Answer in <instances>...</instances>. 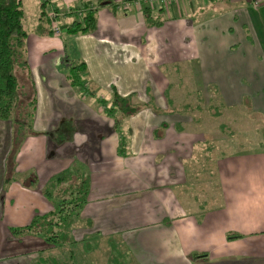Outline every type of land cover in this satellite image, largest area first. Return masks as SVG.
Wrapping results in <instances>:
<instances>
[{
    "label": "crops",
    "instance_id": "1",
    "mask_svg": "<svg viewBox=\"0 0 264 264\" xmlns=\"http://www.w3.org/2000/svg\"><path fill=\"white\" fill-rule=\"evenodd\" d=\"M20 1L31 24L23 75L28 96L35 94V135L14 154L12 121L0 120V264L70 257L74 264H110L112 245L125 264H264V0L258 8L244 0L155 6L150 12L161 27L146 25L143 6L125 11L124 0H52L60 12L113 4L97 9L88 35L68 36L72 20L62 17L59 39L40 22V0ZM66 55L84 63L94 97L68 85ZM191 85L216 88L215 101L221 98L230 114L244 106L259 147L211 159L206 136L221 126L210 124V109L211 128L201 126L203 112L193 120L175 111ZM113 91L162 110L146 107L127 120V156L118 154L119 133L97 102H110ZM72 166L89 180L87 203L69 228L72 243L13 235L53 210L43 189ZM196 188L198 196L188 193Z\"/></svg>",
    "mask_w": 264,
    "mask_h": 264
},
{
    "label": "trees",
    "instance_id": "2",
    "mask_svg": "<svg viewBox=\"0 0 264 264\" xmlns=\"http://www.w3.org/2000/svg\"><path fill=\"white\" fill-rule=\"evenodd\" d=\"M134 1L136 0H124L122 4ZM107 5L113 4L105 1L98 8ZM116 6L114 5V7ZM41 7L44 8L43 5ZM77 8L83 9L81 10L82 21L78 20L79 10ZM98 8L94 9L83 4V6L72 9L68 15L72 21L65 33L68 36L93 33L96 30V12ZM143 14L148 27H161L162 22L153 18L149 9L144 8ZM40 22L48 24L44 11L41 13ZM49 35L52 36L51 32H49ZM26 37L22 2L20 0H0V120L12 121L14 154L17 153L27 135H35L31 124L25 122L26 119L30 120L34 113V93L25 107L23 116L21 117L22 114L20 115L19 111L17 112L18 109H22V106L19 102L20 85L16 71L19 69L22 74H28ZM86 75L87 69L84 63L75 62L69 67L66 79L70 87L77 89L82 95L85 93L90 97H94L92 90L88 87L89 83ZM133 98V95L121 97L113 91L110 102L98 101L99 104L105 105L104 114L114 121V127L119 133L120 149H118V154L121 156H127L126 141L130 136L127 120L143 109L134 104ZM215 115L216 117L219 116V112L217 111ZM77 168L72 166L68 171L54 177L43 189V195L52 204L53 210L46 215L35 216L25 228L12 230L13 235L30 234L40 238L46 244L57 247L72 243L69 234L72 218L82 211L89 194V180ZM30 181L33 183L35 178L32 177ZM49 189H55V195L51 194ZM112 249L110 264H125L126 257L119 253L115 245H112ZM55 264L60 263L55 262ZM61 264H73L71 257L69 262Z\"/></svg>",
    "mask_w": 264,
    "mask_h": 264
},
{
    "label": "rangeland",
    "instance_id": "3",
    "mask_svg": "<svg viewBox=\"0 0 264 264\" xmlns=\"http://www.w3.org/2000/svg\"><path fill=\"white\" fill-rule=\"evenodd\" d=\"M30 21L28 19L24 20V28L28 31L30 29ZM54 37V36H53ZM55 38H60V37H55ZM65 61L64 65L66 66V69L63 68L65 71V75L67 76L68 69L69 67L72 66V59H70L67 55L66 57L62 58V62ZM193 67H191L190 71L192 70ZM16 76L18 78V82L20 85V100L19 102L21 103L20 106H22V109H18L17 112L19 111L21 117L23 116V113H25V107L27 106L28 102L31 100V97L28 96L27 94V86L28 84L25 82L24 75L21 73V70L16 71ZM26 77V76H25ZM190 83L197 85L196 79H190ZM69 85V84H68ZM188 91L191 92V94L188 97H184V103L182 104H176L175 106V111L180 110L183 114H186L190 117V119L195 120L198 116V112H203V114L206 116L204 120L205 124L201 126H205V128H211V126H208L206 121H209L208 115H207V109L211 110L208 112L210 115L214 116L215 119H211L210 124H214L216 126V129L218 126H221V130L219 133H216L214 135H207L206 139H208L207 145L204 144V148H209L211 151L210 153V158L217 160L222 157H230V156H246L250 152L254 151L253 149H256L259 147L258 140L255 136V132H252V129H246V114H245V107L240 106L234 109L233 113H229L227 108H222L220 105L224 106V102L221 103V98H218L219 101L216 100V88L213 87H207V86H190L189 88H186ZM183 91H185V88H183ZM85 96H87L85 93H83ZM219 96V95H218ZM103 99H99L101 101ZM210 100V102H208ZM98 102V101H97ZM99 103V102H98ZM134 104L140 106L141 108H149L151 110H161L159 109L155 103H136ZM100 106L105 108L104 104H100ZM186 106V107H185ZM168 111L167 112H172L174 111V108L172 104L168 103ZM181 107V108H180ZM143 110V109H142ZM162 111V110H161ZM197 111V112H196ZM219 112L218 119H216V112ZM230 114V115H229ZM250 113L249 115H251ZM18 116L17 114H15ZM34 113L32 115V118L30 120L26 119L27 124H31L32 127V121H33ZM253 121L256 119V116L253 114L252 117L250 118ZM200 120V119H199ZM233 121L235 123L231 124ZM254 124V123H253ZM260 136L264 139V132ZM212 149V150H211ZM204 185L201 184V187ZM200 187V186H199ZM205 192L207 195H209L211 192L210 190L205 187ZM55 189H49V192L53 195H55ZM189 194L198 196L200 193L198 189H194L191 191H188ZM205 194V193H204ZM65 195V194H64ZM123 249V251H122ZM126 249L121 248V253L124 255L126 252ZM112 255V253H111ZM125 257V255H124ZM79 261V259H77ZM90 264H93L94 261H91L89 259L88 261ZM93 262V263H92ZM73 263V261H72ZM75 263V262H74ZM73 263V264H74ZM76 264L77 261H76Z\"/></svg>",
    "mask_w": 264,
    "mask_h": 264
},
{
    "label": "built area",
    "instance_id": "4",
    "mask_svg": "<svg viewBox=\"0 0 264 264\" xmlns=\"http://www.w3.org/2000/svg\"><path fill=\"white\" fill-rule=\"evenodd\" d=\"M41 5L44 6L45 18L48 21L49 29L54 37H61L63 32V26L61 24V18L68 16L72 9H67L64 12L58 11L54 5L52 4V0H40ZM180 1H193V0H136L134 2H126L123 7L125 11H129L133 6L139 5L143 6V8H147L150 11L154 10L155 6H159L160 8H168L171 5L178 3ZM249 5L254 8H258L260 6L259 0H244ZM78 9V8H77ZM78 20L82 21V11L83 9H78Z\"/></svg>",
    "mask_w": 264,
    "mask_h": 264
}]
</instances>
